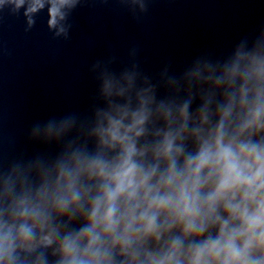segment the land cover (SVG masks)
Segmentation results:
<instances>
[{
	"label": "clouds",
	"instance_id": "clouds-1",
	"mask_svg": "<svg viewBox=\"0 0 264 264\" xmlns=\"http://www.w3.org/2000/svg\"><path fill=\"white\" fill-rule=\"evenodd\" d=\"M79 3L0 0V11L23 8L30 28L47 5L49 29L67 38ZM102 65L106 107L88 138L65 141L74 117L36 125L61 151L0 169V264H264V43L197 61L182 100L174 80L160 99L137 72ZM201 83L212 87L193 93Z\"/></svg>",
	"mask_w": 264,
	"mask_h": 264
}]
</instances>
